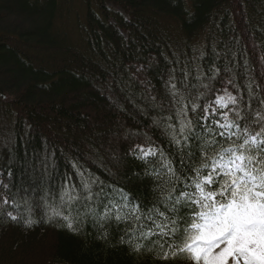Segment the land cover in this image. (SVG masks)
I'll return each instance as SVG.
<instances>
[{
  "label": "trees",
  "instance_id": "obj_1",
  "mask_svg": "<svg viewBox=\"0 0 264 264\" xmlns=\"http://www.w3.org/2000/svg\"><path fill=\"white\" fill-rule=\"evenodd\" d=\"M224 90L259 130L264 0H0V264H192L127 243L134 222L81 215L70 231L52 211L92 180L105 203L122 189L152 207L170 185L159 155L135 149L177 163L196 142L178 148L172 129L192 120L212 138L203 108Z\"/></svg>",
  "mask_w": 264,
  "mask_h": 264
},
{
  "label": "snow or ice",
  "instance_id": "obj_2",
  "mask_svg": "<svg viewBox=\"0 0 264 264\" xmlns=\"http://www.w3.org/2000/svg\"><path fill=\"white\" fill-rule=\"evenodd\" d=\"M213 103L215 107L203 108L207 134L212 138L193 129L192 120H180L179 136L172 129V142L178 148H188L189 139L196 142L177 163L159 146L135 149L140 154L137 158L146 163L149 157L159 155L170 185L167 195L152 207L143 210V203L130 204L122 189H113L114 195L105 203L100 198L106 193L94 197L91 188L96 180H92L84 181L81 191L75 185L65 186L57 207L69 214L53 209L52 217L65 220L70 231L75 230L73 219L79 220L81 215L90 216L101 227L111 219L134 222L127 243L132 244L133 238L147 240L159 249L158 256L164 261L183 256L192 264H264V115L256 117V130L236 109L237 97L227 90ZM199 107L195 104L191 111ZM218 109L229 111L217 119ZM179 114L187 117V106ZM97 201L98 206H92ZM8 204L0 197V209ZM143 247L137 243L134 250L139 252Z\"/></svg>",
  "mask_w": 264,
  "mask_h": 264
},
{
  "label": "rangeland",
  "instance_id": "obj_3",
  "mask_svg": "<svg viewBox=\"0 0 264 264\" xmlns=\"http://www.w3.org/2000/svg\"><path fill=\"white\" fill-rule=\"evenodd\" d=\"M228 92H230L232 95H234L231 91H229V90H227ZM224 92H225V90L224 91H222L221 93H219V95L218 96H221V95H223L224 94Z\"/></svg>",
  "mask_w": 264,
  "mask_h": 264
},
{
  "label": "bare ground",
  "instance_id": "obj_4",
  "mask_svg": "<svg viewBox=\"0 0 264 264\" xmlns=\"http://www.w3.org/2000/svg\"><path fill=\"white\" fill-rule=\"evenodd\" d=\"M117 8V7H116ZM99 9V8H98ZM100 10V9H99ZM86 23V22H85ZM80 31V30H79ZM85 31V30H84Z\"/></svg>",
  "mask_w": 264,
  "mask_h": 264
}]
</instances>
